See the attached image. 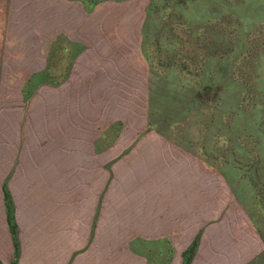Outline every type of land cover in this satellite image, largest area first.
<instances>
[{
  "label": "rangeland",
  "instance_id": "obj_1",
  "mask_svg": "<svg viewBox=\"0 0 264 264\" xmlns=\"http://www.w3.org/2000/svg\"><path fill=\"white\" fill-rule=\"evenodd\" d=\"M74 8L64 36L43 38L45 67L0 80V92L23 100L44 153L77 162V204L165 187L187 168L195 189L224 196L236 234L212 264H264V0Z\"/></svg>",
  "mask_w": 264,
  "mask_h": 264
},
{
  "label": "crops",
  "instance_id": "obj_2",
  "mask_svg": "<svg viewBox=\"0 0 264 264\" xmlns=\"http://www.w3.org/2000/svg\"><path fill=\"white\" fill-rule=\"evenodd\" d=\"M76 4L0 0V80L24 77V69L31 77L33 69L45 67L35 64L47 61L43 38L65 35L67 12H76ZM20 101L0 92V263L183 264L182 252L197 235L189 264L226 261L234 252L224 196L195 189L187 168L171 173L165 187L154 181L136 196L119 194L113 204H77V162L54 150L44 153Z\"/></svg>",
  "mask_w": 264,
  "mask_h": 264
},
{
  "label": "trees",
  "instance_id": "obj_3",
  "mask_svg": "<svg viewBox=\"0 0 264 264\" xmlns=\"http://www.w3.org/2000/svg\"><path fill=\"white\" fill-rule=\"evenodd\" d=\"M216 49L217 48L209 50V53H213L214 51H216ZM4 194H5L6 204H7V218H8L9 226H10V229H11L12 233L15 235L16 229H15V222H14V217H13V207H12L10 194H9V192L7 190H5ZM196 245H197V237H195L193 239V241L191 242V244L189 245V247L184 250L183 254L185 256V259H184V263L185 264H189L190 259H191L192 255L194 253ZM15 247H16V250H17L18 243L16 241V238H15ZM0 264H2V263H0Z\"/></svg>",
  "mask_w": 264,
  "mask_h": 264
}]
</instances>
